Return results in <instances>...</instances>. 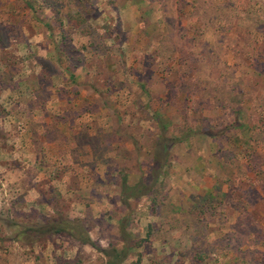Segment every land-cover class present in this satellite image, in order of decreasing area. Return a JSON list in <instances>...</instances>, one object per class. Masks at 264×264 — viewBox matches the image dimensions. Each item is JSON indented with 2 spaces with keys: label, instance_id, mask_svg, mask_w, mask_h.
Here are the masks:
<instances>
[{
  "label": "rangeland",
  "instance_id": "rangeland-1",
  "mask_svg": "<svg viewBox=\"0 0 264 264\" xmlns=\"http://www.w3.org/2000/svg\"><path fill=\"white\" fill-rule=\"evenodd\" d=\"M156 116L181 141L156 208L123 206V168L151 181ZM8 209L70 218L94 246L24 250ZM123 219L142 245L122 264H264V0H0V264H105Z\"/></svg>",
  "mask_w": 264,
  "mask_h": 264
},
{
  "label": "trees",
  "instance_id": "trees-1",
  "mask_svg": "<svg viewBox=\"0 0 264 264\" xmlns=\"http://www.w3.org/2000/svg\"><path fill=\"white\" fill-rule=\"evenodd\" d=\"M82 22L85 23L84 21ZM21 64L23 65L24 62H22ZM22 67L23 66L18 67L19 71L22 70ZM45 76H46L45 74L40 73V75H36L34 78L32 77L30 81H28L29 86L27 87V90L33 93L34 92L33 88H42V81L45 78ZM7 80H8L7 82H9L10 92L13 93L14 91H16L15 93L17 94L16 96L22 97L21 86L24 82L27 81L23 79L15 80L13 75H8ZM11 96L13 95L9 94L8 98H11ZM17 100H19V98ZM14 105L18 106L19 101H15ZM155 122L157 125L156 127L162 129V132H160V136L157 138L158 143L156 144V146L154 147L155 149L152 152V164H151L152 174L150 177L151 181L147 183L145 182L144 178H141L137 183L129 184V180H128L129 172H127L128 170H125L123 168L120 171L121 176L118 184L120 203L123 206L127 207L130 204V202L139 201L148 198L151 200L150 201L151 206H153L151 208L152 209L156 208L154 206L156 200L155 197H152V193H151L152 185L163 174L162 171L167 165L170 148L174 146L176 142H180L181 139L170 140L169 137L165 135L164 133L165 127L158 116L155 117ZM82 146L86 147L85 144H83ZM85 167L87 168L91 166L85 165ZM210 197L212 196H209V198ZM7 214H9L10 216L12 215V218L15 220V223L12 224V227L15 230L14 238H12L13 242L14 241L24 242L25 238H29V240L27 239L26 243H23L22 247L24 250H28L27 249L28 246L41 244L39 248L41 252L40 254H42L43 244L41 243V241H46L49 238H53L61 235H68L71 238H76V240H78V242L83 245H89L92 247L94 246V243L91 240L90 235L88 233V229H86L83 224H80L70 218L60 217L55 221H53V219L50 220L46 218L45 221L41 223V225H37L38 220H41L42 217L39 214H36V212H34L33 210H29V212L26 213L23 211L19 212L18 209L16 210L8 209ZM120 235L122 238V242L127 243L129 240L130 244L128 245L125 244L120 249H117L115 247L111 248L110 250L99 249V251L106 257L105 264H122L125 260H127L128 255L133 248H137L142 245V242L138 244L134 243L136 245L132 244V240H130L131 239L130 237L132 236L127 230L126 219H123L120 222ZM31 237L33 239H31ZM223 250L225 251V247L223 248Z\"/></svg>",
  "mask_w": 264,
  "mask_h": 264
}]
</instances>
